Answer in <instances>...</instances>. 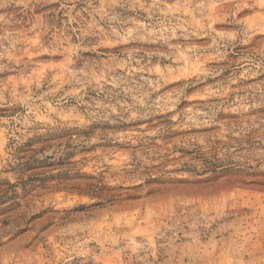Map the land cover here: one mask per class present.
Wrapping results in <instances>:
<instances>
[{
    "label": "rangeland",
    "instance_id": "1",
    "mask_svg": "<svg viewBox=\"0 0 264 264\" xmlns=\"http://www.w3.org/2000/svg\"><path fill=\"white\" fill-rule=\"evenodd\" d=\"M0 264H264V0H0Z\"/></svg>",
    "mask_w": 264,
    "mask_h": 264
}]
</instances>
